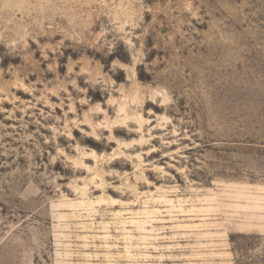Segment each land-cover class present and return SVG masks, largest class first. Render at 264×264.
I'll list each match as a JSON object with an SVG mask.
<instances>
[{"label":"rangeland","instance_id":"1","mask_svg":"<svg viewBox=\"0 0 264 264\" xmlns=\"http://www.w3.org/2000/svg\"><path fill=\"white\" fill-rule=\"evenodd\" d=\"M0 264H264V0H0Z\"/></svg>","mask_w":264,"mask_h":264}]
</instances>
